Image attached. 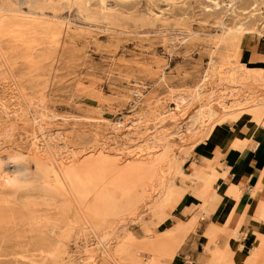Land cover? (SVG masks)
<instances>
[{"label":"rangeland","instance_id":"obj_1","mask_svg":"<svg viewBox=\"0 0 264 264\" xmlns=\"http://www.w3.org/2000/svg\"><path fill=\"white\" fill-rule=\"evenodd\" d=\"M260 24L264 0H0V264H264V236L217 224L221 151L264 146ZM252 195L261 228L264 168Z\"/></svg>","mask_w":264,"mask_h":264},{"label":"crops","instance_id":"obj_2","mask_svg":"<svg viewBox=\"0 0 264 264\" xmlns=\"http://www.w3.org/2000/svg\"><path fill=\"white\" fill-rule=\"evenodd\" d=\"M245 44L242 56L245 53H248L249 55L247 57V60L249 62H262L261 58H264V43L259 40L255 41L250 46H245ZM226 137H223L224 139L222 141L227 140ZM261 140L264 144L263 130L261 133ZM217 155L218 153L216 154V156ZM217 163L223 166V170L225 169L227 171V178L232 181L233 186H235L239 192L237 201H235V199L231 197H224V200L221 202L220 207L225 210L223 211L225 213H223L222 217L220 218L221 220L217 222V224L225 221L228 217H231L233 221L237 218H242L243 225L241 231L243 233H255L258 234V236H264V224H262L263 228H260L261 223L253 222V219L256 217L253 213L255 198L252 195V191L254 189V180L258 179L260 172L264 168V146L253 147V150L243 149L241 151L226 149L224 151H221ZM217 188L215 189V191H217ZM194 205L195 201L192 197L182 198L174 210L177 216H175V220L172 221V225L168 228H171L173 225H175V222H177V220H179V218L183 216L188 210H190ZM231 207H233V211L230 212ZM218 210V208L215 209L212 221H207V224L204 226V228L199 225L194 236H191L189 234L186 237L184 243L180 246V250H182L185 246H188L189 250H193V247L198 248L201 246L200 241L203 236L202 234L209 224L215 222ZM179 223H182L181 220H179ZM233 224L234 222L231 223V226H233ZM255 240L252 239L250 244L251 248ZM242 242L245 245L250 243L248 237L243 239ZM172 264H180V262L174 259Z\"/></svg>","mask_w":264,"mask_h":264},{"label":"bare ground","instance_id":"obj_3","mask_svg":"<svg viewBox=\"0 0 264 264\" xmlns=\"http://www.w3.org/2000/svg\"><path fill=\"white\" fill-rule=\"evenodd\" d=\"M133 1V0H132ZM124 2V1H123ZM129 2V1H128ZM256 4V3H255ZM241 9V8H240ZM244 11V10H243ZM253 17V16H252ZM251 17V18H252ZM255 19V18H254ZM260 20V19H259ZM244 22V21H243ZM249 23V22H248ZM247 23V24H248ZM254 23V22H253ZM259 23V22H258ZM246 24V26H248ZM253 24L250 25V28ZM245 25L243 24H238V25H235L234 27H232L231 29H227L226 30V35L227 36H230V35H243V34H247L248 33V28L246 27ZM224 27V26H223ZM249 27V26H248ZM254 27V26H253ZM264 25L260 24L259 25V29L260 28H263ZM199 96V95H198ZM181 102H183V100H180ZM213 107V106H212ZM262 107L263 105H255L253 107H250L249 109V112L247 113V115L250 117L251 120H256L257 118H259L262 114ZM215 116V113L213 112V110H211L210 108L207 110L206 112V117L207 119H211V118H214ZM200 118V113L197 112L195 114V116H193V118L191 119V121L188 123V127H187V132L188 134L192 133L194 131V129H192V127L194 125L197 124L198 120ZM122 126L121 123H117V127L120 128ZM116 127V126H115ZM97 211V210H96ZM103 219V218H102ZM176 227V226H175ZM178 227V225H177ZM178 231V230H177Z\"/></svg>","mask_w":264,"mask_h":264}]
</instances>
